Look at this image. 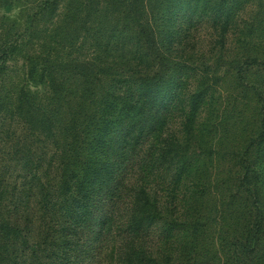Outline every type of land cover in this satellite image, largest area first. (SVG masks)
Returning <instances> with one entry per match:
<instances>
[{
    "label": "trees",
    "instance_id": "16d2710c",
    "mask_svg": "<svg viewBox=\"0 0 264 264\" xmlns=\"http://www.w3.org/2000/svg\"><path fill=\"white\" fill-rule=\"evenodd\" d=\"M108 1L119 15L105 45L96 40L93 56L78 58L44 45L22 49L63 0H0V104L8 98L2 77L21 53L30 85L14 106L31 132L54 143L59 200H71L60 209L67 227L49 226L40 240L0 216V264H19L20 244L24 264L25 257L35 264H264V0ZM17 6L30 12L25 29L8 15ZM251 7L257 13L243 18ZM176 10L243 26L233 71L200 73L186 99L175 92L178 63L159 33V21ZM74 15L70 26L79 21ZM171 113L178 133H170ZM182 187L194 190L186 195ZM169 191L184 192L178 213L161 202Z\"/></svg>",
    "mask_w": 264,
    "mask_h": 264
},
{
    "label": "rangeland",
    "instance_id": "374dc122",
    "mask_svg": "<svg viewBox=\"0 0 264 264\" xmlns=\"http://www.w3.org/2000/svg\"><path fill=\"white\" fill-rule=\"evenodd\" d=\"M76 4L82 5L79 7ZM252 9L253 7L246 10L242 14L243 18L252 17L257 13V9ZM77 10L78 14H76ZM59 12L53 20L39 21L35 25L38 32L34 36L23 38L24 52L44 45L45 50L51 49L57 52V56L92 57L96 40L105 45L106 29L110 24L113 25L119 15L114 10V3L108 0H63ZM71 13L79 21L70 26L67 21L70 20ZM2 14L5 12L0 9V15ZM29 14L30 12L22 6H17L8 13L22 25V29H25L27 25ZM232 23L230 21L229 25L223 24L222 29L213 21L191 19L188 14L185 15L178 10L159 21L160 41L167 46V52L174 58L175 63L179 64L177 68H179L181 87L175 90L177 96L186 99V95L197 84V77L203 76L200 74L202 72L219 71V74L223 75L227 70H231V60L238 50H242L241 45L244 41V37L240 36L243 26L239 28V25L236 27ZM72 27L76 28V33L71 29ZM117 27L122 28V23ZM69 36L74 40L73 42L62 40ZM97 52L99 53L98 50ZM21 56V53H16L15 59L9 61L7 71L1 80V96L8 98L5 103L0 104V216L3 214L8 216L11 221L21 227L23 234L25 230L31 238L40 240L39 234L45 236L50 232L47 229L49 226L61 231L67 227L69 222L63 212L65 210L60 209L65 204L69 206L71 200L70 197L66 198V202L59 200V168L54 143L40 134L31 132L23 114L14 106L20 88L30 85L27 81L25 61ZM218 89L220 90L221 86H218ZM225 89V93L232 90L229 84L225 86ZM41 91L42 97L46 99L47 90L41 89ZM175 114L177 115L176 111ZM170 115L168 124L170 133H178L181 130L179 118L174 113ZM220 136L222 137V134ZM226 142L227 140H224L225 144ZM221 165L222 169L231 167V164L226 161H221ZM221 168L218 169L219 172ZM161 188H158L159 193L167 197ZM204 189L201 185L198 193ZM193 190L194 188L187 191L185 187H182L186 195H190ZM169 192V200L164 198L161 202L164 206H167L166 202H170L173 207H177L174 210L178 213L182 204L185 203L184 192L176 194ZM57 209L60 211L56 213ZM184 209L186 212V207ZM215 234V229L209 231L210 238ZM51 239L52 235L49 236V241ZM82 242L85 241L82 240ZM20 245L17 258L19 264H24V249ZM55 262L54 258L47 264ZM27 263L35 264V260L25 257V264Z\"/></svg>",
    "mask_w": 264,
    "mask_h": 264
}]
</instances>
